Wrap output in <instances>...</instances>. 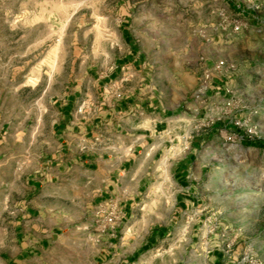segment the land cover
I'll list each match as a JSON object with an SVG mask.
<instances>
[{"label":"rangeland","instance_id":"374dc122","mask_svg":"<svg viewBox=\"0 0 264 264\" xmlns=\"http://www.w3.org/2000/svg\"><path fill=\"white\" fill-rule=\"evenodd\" d=\"M124 29L148 82L182 97L225 60L213 81L233 89V104H211L232 95L210 89L204 105L186 107L112 253L90 237L96 212L73 204L46 264H264V0H0V210L33 195L29 173L57 151L56 96L88 87L91 70L97 81L110 74L129 49ZM191 152L194 203L182 210L174 168Z\"/></svg>","mask_w":264,"mask_h":264},{"label":"crops","instance_id":"0c3cea01","mask_svg":"<svg viewBox=\"0 0 264 264\" xmlns=\"http://www.w3.org/2000/svg\"><path fill=\"white\" fill-rule=\"evenodd\" d=\"M123 32L129 49L116 59L110 74L97 81L91 70L88 87L79 82L66 85L56 96V155L45 170L29 173V199L10 200L0 210V264H46L49 250L60 243L64 224L72 222L73 204L93 215L100 204H118L120 218L114 229L100 233L93 223L90 233L98 243L97 253H112L126 219L143 199L146 170H153V161L173 139L177 121H185L187 108L201 104L194 94L182 97L178 90L166 92L160 83L148 82L146 61ZM223 83L216 78L211 91L224 93ZM220 100L211 104L225 99ZM177 108H183L179 120ZM192 157L191 152L174 168L182 210L194 203L187 166ZM61 199L68 204L62 206ZM217 264H223L222 258Z\"/></svg>","mask_w":264,"mask_h":264},{"label":"built area","instance_id":"2783aa9c","mask_svg":"<svg viewBox=\"0 0 264 264\" xmlns=\"http://www.w3.org/2000/svg\"><path fill=\"white\" fill-rule=\"evenodd\" d=\"M225 66L226 61L220 60L213 66L204 69L200 83L194 93V97L201 103V105H204L207 101L206 99L210 98L208 92L212 88L211 82L217 75L223 74V69L225 68ZM223 89L225 90L226 94L232 95L229 100H224L226 107H230L233 104L235 93L233 89L228 86V84H225V87ZM117 96L120 97L121 93L117 92ZM236 125H240V123H236ZM248 132H252V129H248ZM228 139L231 140L232 137L228 136ZM119 218L120 209L118 207V204L115 201H112L109 205L100 204L98 206L95 213L94 224L98 232L109 233L114 229Z\"/></svg>","mask_w":264,"mask_h":264},{"label":"bare ground","instance_id":"6f19581e","mask_svg":"<svg viewBox=\"0 0 264 264\" xmlns=\"http://www.w3.org/2000/svg\"><path fill=\"white\" fill-rule=\"evenodd\" d=\"M165 157H167V156H165ZM164 162H166V160H164ZM166 165H168V164H166ZM164 174L167 176L169 175V169L168 168H166V170L164 169Z\"/></svg>","mask_w":264,"mask_h":264}]
</instances>
